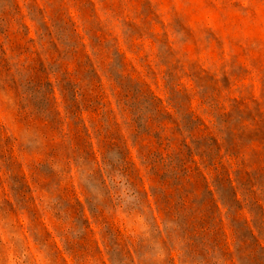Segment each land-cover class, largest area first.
Listing matches in <instances>:
<instances>
[{"label":"rangeland","instance_id":"1","mask_svg":"<svg viewBox=\"0 0 264 264\" xmlns=\"http://www.w3.org/2000/svg\"><path fill=\"white\" fill-rule=\"evenodd\" d=\"M0 264H264V0H0Z\"/></svg>","mask_w":264,"mask_h":264}]
</instances>
